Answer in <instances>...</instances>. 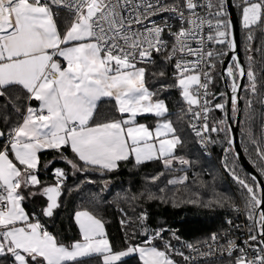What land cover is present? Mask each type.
I'll list each match as a JSON object with an SVG mask.
<instances>
[{
  "label": "snow or ice",
  "instance_id": "6c2138e0",
  "mask_svg": "<svg viewBox=\"0 0 264 264\" xmlns=\"http://www.w3.org/2000/svg\"><path fill=\"white\" fill-rule=\"evenodd\" d=\"M228 4L229 0H0V98L5 100V111L11 105L22 117L7 132L0 129V139L6 138L0 145V264H90L96 258L100 264H121L131 254H138L141 264H176L166 250L151 246V238L144 244L128 240L126 250H114L104 223L87 209L75 212L80 239L65 244L44 227L40 215H30L23 206L29 198H45L40 214L46 218H52L61 207L67 173L56 168L55 182L43 183L38 173L39 153L44 150L70 147L74 159H63L74 174L85 176L91 171L104 175L133 156L136 165L153 160H162L165 168L177 160L181 165L191 163L175 155L183 141L167 118L171 115L167 102L146 86L148 67L157 63L156 56L174 69L173 83L161 84L159 91L176 88L187 105L178 119L190 116L188 127L205 146L215 143L207 136L209 132L228 134L223 163L246 193V218L251 226L243 246L228 240L227 255L231 258L239 253L233 264H264V187L256 177L250 184L228 167L227 153L234 148L232 128L226 121L221 119L211 127L208 123L213 110L209 85L214 82L216 65L223 64L220 58L238 47L232 23L226 19ZM233 6L240 9L247 32L245 50L258 53L264 63V42L254 47L253 31L264 32L260 28L264 0H240ZM161 16L163 21L157 23ZM170 19L179 27L169 23ZM256 63L250 54L245 67L233 54L221 79L231 80L228 100L237 117L234 122L242 123L239 114H245L249 143L264 164V77L260 75L264 67L258 72ZM158 77L167 79L166 71H160ZM244 78L247 96L242 98L238 92ZM105 98L114 101L119 119H98ZM241 99L245 100L243 109ZM33 101L38 107L32 106ZM214 108L226 110L225 103H215ZM142 114L157 119L154 128L137 122ZM257 117L261 122L259 140L253 132ZM0 121L7 128L11 116L0 113ZM158 178L153 177V182ZM186 179L168 183L182 184ZM74 190H81L80 186L69 189ZM145 219L142 213L141 222ZM211 240L216 244L219 237L213 234Z\"/></svg>",
  "mask_w": 264,
  "mask_h": 264
},
{
  "label": "trees",
  "instance_id": "16d2710c",
  "mask_svg": "<svg viewBox=\"0 0 264 264\" xmlns=\"http://www.w3.org/2000/svg\"><path fill=\"white\" fill-rule=\"evenodd\" d=\"M240 0H233L234 5ZM239 18V29L241 36V49L243 63L247 67L248 56L254 55L256 70L259 72L264 63L258 53H249L246 49L245 37L247 32L241 24V11L235 7ZM67 15V13H64ZM227 19V17H226ZM62 26V25H61ZM264 28V24L260 25ZM255 35L254 47H260L264 42V32L253 29ZM226 51V49H221ZM224 57L220 59L223 60ZM157 63L148 67L146 86L150 91L158 92L160 98L165 99L171 115V119L180 135L183 143L179 146L175 155L189 160L188 165H181L178 160L174 161L171 168H165L162 160H153L136 165L132 158L121 161L117 169L100 175L97 171L85 174L75 172L63 159H74V154L70 147H63L60 151L45 150L40 155L39 179L46 184L55 182L53 170L56 168L64 169L67 173L66 186L60 200L61 207L54 212L52 218L43 217L40 209L44 206L46 199L40 196L29 198L24 202L26 211L31 215H40V222L61 242L71 244L80 239V233L75 223V212L78 210H89L104 223L106 236L114 250L121 251L128 247L126 241L132 240L134 243L144 244L151 238V246L159 250H166L168 255L176 264H233L234 257H227L219 260H208L202 263H193L185 260L189 257V247L200 246L208 242L213 234H217L227 226L239 223L242 219L247 220L245 210L246 193L233 178V175L224 167V159L227 148L226 132H211L213 141L212 155L206 156L197 144L194 132L188 127L189 117L184 120L178 119L182 110L186 111L187 105L182 100L179 90L170 88L168 91L160 92L161 84L170 85L173 83L171 66L162 63V57L156 56ZM220 63H217L214 73V82L209 85V100L213 101L212 111L209 113V126L213 124V119L217 121L225 120V112L216 110L215 103H223L225 95L224 85L221 79ZM160 71H166L167 79L161 80L158 77ZM154 73L156 75H154ZM264 77V73H260ZM248 84L245 79V85ZM215 94V95H213ZM247 93L243 88L242 98ZM4 98H0V113L11 116V123L7 128L0 121V129L7 132L8 128L14 126L17 121L22 120L17 116L11 105L5 111L2 105ZM26 109V99L22 101ZM35 101L32 102V105ZM245 100L242 99V109ZM257 111L259 106L257 105ZM235 116V113H233ZM107 119H119L120 116L115 112L114 101L107 98L100 104L99 117ZM242 123L239 124L240 141L243 152L249 162L257 170L264 181V164L258 159L256 147L249 143L246 133L249 126L246 122L245 114L241 115ZM137 122L147 123L154 126L157 119L152 116H140ZM227 126V124H226ZM253 132L255 137L261 139V122L259 117L255 122ZM5 139H0V145L5 143ZM261 147L263 143L261 141ZM228 167L233 168L237 175L247 179L251 184V177L240 166L234 156V152L227 153ZM49 161H53L49 165ZM48 165V167H45ZM81 166H83L81 164ZM162 174V175H161ZM187 177L184 183L169 184V180H179ZM153 177H159L153 182ZM85 179H90L94 183H82ZM80 186L81 190L69 191ZM34 191V190H33ZM178 193H181L178 195ZM27 195V193H25ZM152 197L151 199L149 197ZM219 196H223L220 197ZM227 196V200L225 199ZM135 197V198H134ZM225 197V198H224ZM174 200V201H173ZM238 209V210H237ZM242 212V215L239 213ZM146 214V219L141 222V214ZM122 221H130L123 223ZM231 221V223H229ZM135 230V236L133 231ZM160 235L156 236L155 233ZM166 245H171L170 249ZM182 252L184 256L178 253ZM90 264H100V258H96ZM121 264H141L139 258L134 255L122 260Z\"/></svg>",
  "mask_w": 264,
  "mask_h": 264
},
{
  "label": "built area",
  "instance_id": "2783aa9c",
  "mask_svg": "<svg viewBox=\"0 0 264 264\" xmlns=\"http://www.w3.org/2000/svg\"><path fill=\"white\" fill-rule=\"evenodd\" d=\"M169 2H170V0H169ZM165 15H167V14H165ZM163 19H164L163 16L157 17L156 21H157V23H161L163 21ZM169 23L174 24L177 28L179 27V23L174 19H170ZM173 30H175V29H173ZM164 38L166 40H169V44L171 43V40L167 36V34H165ZM174 63H175V61H173V64ZM216 67H217V65H216ZM173 72H174V69H173V67H171V74L172 75H173ZM208 99H209V96H208ZM190 120H191V117H189V121ZM208 122H209V118H208ZM200 123L203 124V120H201ZM207 136L210 137L211 140L213 141V137H212L211 132H209L207 134ZM196 140H197V144L199 145V147L202 150V152L204 153V155L211 156L212 152H213V150H212L213 143H207V145L205 146V144L202 143L198 137H196ZM262 143H263V147H264V141H262ZM239 213L242 215V212H239ZM237 226H239V227H237ZM250 226H251V221L242 219L239 223L231 224V225L227 226V228L218 232L216 235H217V237H219V240L216 244H213L212 240L210 239L208 242H206L203 245L193 246L192 248H189L190 261L193 263H202V262H206L208 260H219V259L229 257L227 255V252L225 251V249L227 248L228 240H234L236 243L243 246V241L248 238V229ZM249 254L251 255L252 253H249ZM238 255H239V253L235 252L232 257L236 258V256H238Z\"/></svg>",
  "mask_w": 264,
  "mask_h": 264
},
{
  "label": "water",
  "instance_id": "95a60500",
  "mask_svg": "<svg viewBox=\"0 0 264 264\" xmlns=\"http://www.w3.org/2000/svg\"><path fill=\"white\" fill-rule=\"evenodd\" d=\"M233 0H229V4L227 5V11H228V16L227 19H230L231 23H232V32L234 35L235 40L238 43V47L235 50L234 53H229V55L227 57H224L223 61L224 63L221 66V71L220 74L222 73V70L224 68L227 67V64L229 62H231V56L234 54L236 56H238L240 62L242 64L243 63V56H242V49H241V36H240V27H239V18H238V14L236 12L235 7L233 6ZM223 85H224V93H225V97H224V102L225 103V121L228 127L232 128V133H231V138L233 139V145L232 147L234 148V156L237 159V161L239 162L240 166L244 169V171L250 175L251 177H256V182L259 183L262 187H264V181L262 180V178L259 176L257 170L254 168V166L249 162V160L247 159L246 155L243 152V148L241 145V141H240V135H239V124L235 123V116H233L232 114V110H231V104L230 101L228 100V97H230L231 95V90H230V85H231V80L229 78H225L222 79ZM244 83H245V78L241 81V88L238 92V95L241 96L243 88H244ZM239 106L242 109V100L239 101ZM241 115L242 112L239 114V119L241 120ZM229 117H231L232 119L230 120ZM229 147L228 143H227V148ZM262 208H264V205L261 206Z\"/></svg>",
  "mask_w": 264,
  "mask_h": 264
},
{
  "label": "crops",
  "instance_id": "0c3cea01",
  "mask_svg": "<svg viewBox=\"0 0 264 264\" xmlns=\"http://www.w3.org/2000/svg\"><path fill=\"white\" fill-rule=\"evenodd\" d=\"M106 99V98H105ZM32 106H34V107H38V102H35V104L34 105H32ZM140 116H152V117H154L152 114H142V115H140ZM140 116H138V117H140ZM137 117V118H138ZM139 123V122H138ZM141 123H143V124H146V125H148L147 123H144V122H141ZM157 123V122H156ZM156 123L154 124V126H149V127H151V128H154L155 127V125H156ZM45 151V150H44ZM40 154V153H39ZM130 158H132L134 161H135V157L133 156V157H130ZM26 210V209H25ZM74 219H75V216H74ZM78 226V225H77ZM78 229H79V226H78ZM106 233V232H105ZM126 250V249H125ZM134 255H136L138 258H139V256H138V254H131V255H129L128 257H124V258H122V260H124V259H126V258H129V257H131V256H134Z\"/></svg>",
  "mask_w": 264,
  "mask_h": 264
},
{
  "label": "rangeland",
  "instance_id": "374dc122",
  "mask_svg": "<svg viewBox=\"0 0 264 264\" xmlns=\"http://www.w3.org/2000/svg\"><path fill=\"white\" fill-rule=\"evenodd\" d=\"M241 20V19H240ZM224 59V58H223ZM222 66V65H221ZM220 71H221V69H220ZM223 102H224V100H223ZM215 122H217V120L214 118L213 119V123H215ZM250 176V175H249ZM260 176V175H259ZM251 177V176H250ZM261 177V176H260ZM252 178V177H251ZM181 193H178V195H180ZM220 197H223V196H219V198ZM225 198V197H224ZM226 200H227V196H226V198H225ZM174 201V200H173Z\"/></svg>",
  "mask_w": 264,
  "mask_h": 264
},
{
  "label": "bare ground",
  "instance_id": "6f19581e",
  "mask_svg": "<svg viewBox=\"0 0 264 264\" xmlns=\"http://www.w3.org/2000/svg\"><path fill=\"white\" fill-rule=\"evenodd\" d=\"M246 79V78H245ZM244 85H245V83H244ZM241 96H242V94H241ZM242 100V99H241Z\"/></svg>",
  "mask_w": 264,
  "mask_h": 264
}]
</instances>
